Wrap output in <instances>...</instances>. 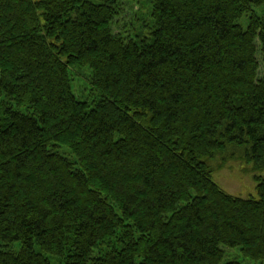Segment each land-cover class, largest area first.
Segmentation results:
<instances>
[{"label":"trees","instance_id":"obj_1","mask_svg":"<svg viewBox=\"0 0 264 264\" xmlns=\"http://www.w3.org/2000/svg\"><path fill=\"white\" fill-rule=\"evenodd\" d=\"M146 4L0 0V264L264 261V0Z\"/></svg>","mask_w":264,"mask_h":264},{"label":"rangeland","instance_id":"obj_2","mask_svg":"<svg viewBox=\"0 0 264 264\" xmlns=\"http://www.w3.org/2000/svg\"><path fill=\"white\" fill-rule=\"evenodd\" d=\"M121 1V15L115 20L113 30L116 33H127L129 31V25L133 22L135 27H139L141 22L139 20L147 15L146 0H120ZM147 17L144 18L146 20ZM244 27L247 26V18H244L241 22ZM129 26V27H128ZM127 30V31H125ZM258 45V43H257ZM259 57V55H258ZM71 77V87L74 95L82 101L89 99V83L88 72L78 71L73 73ZM60 154L69 159L71 162L74 158L70 155L66 148L59 150ZM251 165L244 164L243 162H233L227 165L225 169L213 174V182L219 186L224 192L234 197L239 198H257L256 181L254 175L264 178V171L256 174L253 171ZM225 262L236 261L241 264H264L262 262H255L245 260L242 258L238 248L225 249Z\"/></svg>","mask_w":264,"mask_h":264}]
</instances>
